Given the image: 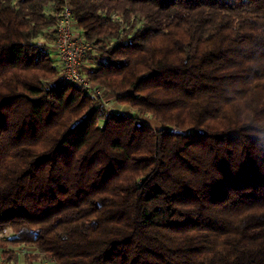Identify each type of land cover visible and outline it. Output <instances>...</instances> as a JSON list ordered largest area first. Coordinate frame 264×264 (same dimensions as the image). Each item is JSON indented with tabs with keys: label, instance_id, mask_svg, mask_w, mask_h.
I'll return each instance as SVG.
<instances>
[{
	"label": "trees",
	"instance_id": "1",
	"mask_svg": "<svg viewBox=\"0 0 264 264\" xmlns=\"http://www.w3.org/2000/svg\"><path fill=\"white\" fill-rule=\"evenodd\" d=\"M67 1L131 113L63 81L64 0H0L1 263L264 264V0Z\"/></svg>",
	"mask_w": 264,
	"mask_h": 264
},
{
	"label": "built area",
	"instance_id": "2",
	"mask_svg": "<svg viewBox=\"0 0 264 264\" xmlns=\"http://www.w3.org/2000/svg\"><path fill=\"white\" fill-rule=\"evenodd\" d=\"M76 22L72 8L67 0H64L62 9L57 18L55 39L52 41L57 63L59 65L64 82L80 87L84 92L99 97L106 105L109 97L104 96V90L88 80L81 71V65L86 56L94 50V46L75 33ZM32 250L21 247L19 254H26ZM42 264H57L54 259L45 260Z\"/></svg>",
	"mask_w": 264,
	"mask_h": 264
},
{
	"label": "rangeland",
	"instance_id": "3",
	"mask_svg": "<svg viewBox=\"0 0 264 264\" xmlns=\"http://www.w3.org/2000/svg\"><path fill=\"white\" fill-rule=\"evenodd\" d=\"M99 54L98 49H94L92 52L89 53L88 56L85 57L86 61L92 65L95 63V57ZM95 56V57H94ZM103 103V102H102ZM104 104V103H103ZM106 108L110 111H117L121 112L123 114L131 113V110L127 108L125 105L118 104L114 98H110L109 101L106 103ZM145 122L150 123L152 126H156V123L154 121H151L150 117L148 115H144L141 117ZM10 230H5L2 235H10ZM44 260L36 259V261L33 264H42ZM1 263V261H0ZM2 264V263H1ZM6 264V263H3Z\"/></svg>",
	"mask_w": 264,
	"mask_h": 264
},
{
	"label": "crops",
	"instance_id": "4",
	"mask_svg": "<svg viewBox=\"0 0 264 264\" xmlns=\"http://www.w3.org/2000/svg\"><path fill=\"white\" fill-rule=\"evenodd\" d=\"M75 33H76L77 35H80V31L77 30V28L75 29ZM55 57H56V55H55ZM89 66H91V65L86 61V59H84L83 62H82L81 67H89Z\"/></svg>",
	"mask_w": 264,
	"mask_h": 264
}]
</instances>
